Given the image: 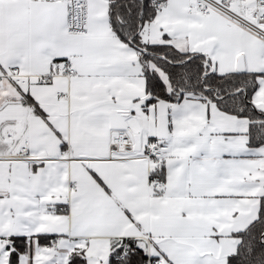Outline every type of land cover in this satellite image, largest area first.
<instances>
[{
    "label": "snow or ice",
    "instance_id": "1",
    "mask_svg": "<svg viewBox=\"0 0 264 264\" xmlns=\"http://www.w3.org/2000/svg\"><path fill=\"white\" fill-rule=\"evenodd\" d=\"M0 264H264V0H0Z\"/></svg>",
    "mask_w": 264,
    "mask_h": 264
}]
</instances>
